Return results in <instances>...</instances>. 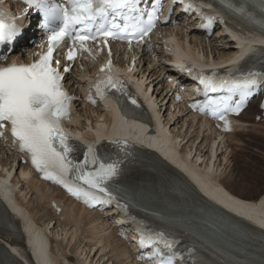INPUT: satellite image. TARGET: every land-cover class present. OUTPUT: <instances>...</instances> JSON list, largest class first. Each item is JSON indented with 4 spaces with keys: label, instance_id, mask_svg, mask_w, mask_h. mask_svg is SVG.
Segmentation results:
<instances>
[{
    "label": "snow or ice",
    "instance_id": "obj_1",
    "mask_svg": "<svg viewBox=\"0 0 264 264\" xmlns=\"http://www.w3.org/2000/svg\"><path fill=\"white\" fill-rule=\"evenodd\" d=\"M144 2L146 0H63L60 3L56 0H24L29 9L43 17L39 25L47 34L46 50L33 52L32 62L13 59L6 64L0 63V136H3L5 127H9L13 143L18 145L20 152L29 155L32 165L44 174V179L61 185L90 207L115 204L125 213L130 210L127 196L114 194L113 186L125 159L131 154L127 152V141L123 140L112 143L124 153V159H105L91 144L86 146L82 159L73 157L76 149L61 123L71 117L74 97L62 85L64 74L71 71V65L66 64L62 73L55 53L68 42L65 59L74 61L79 53L93 55L90 42L101 47H108L109 40H127L129 46L134 40L143 43L155 27L162 7V0H150L147 8L141 7ZM176 3L183 5L182 11H195L203 18L199 27L211 29L217 20L196 6L193 0H171L169 12ZM219 3L226 11L259 24L264 31V17L256 20L248 11L246 0H219ZM260 7L264 12V0H260ZM27 13L28 9H25ZM219 22L224 21L220 19ZM22 30V26L15 23L14 16H9L8 22L0 18V45L12 44ZM260 52L264 55V49ZM108 55L109 60L97 72L96 83L90 84L89 88H94L96 96L101 99L111 92L118 105L124 95L131 104H137L134 97L125 93L123 79L111 72L110 47ZM179 70L186 69L180 67ZM187 71L198 80L199 91L204 96L203 101H195L190 107L219 118L224 122L225 130H230L227 114L238 115L253 95L264 91V68L238 69L225 75L218 74L215 69L211 73ZM87 99L96 103L91 93ZM259 107L264 109V100L260 101ZM135 231L138 248L151 247L147 257L142 251L138 258L153 260L154 264H176L181 255L177 250L179 241L163 230L148 227L143 221Z\"/></svg>",
    "mask_w": 264,
    "mask_h": 264
},
{
    "label": "bare ground",
    "instance_id": "obj_2",
    "mask_svg": "<svg viewBox=\"0 0 264 264\" xmlns=\"http://www.w3.org/2000/svg\"><path fill=\"white\" fill-rule=\"evenodd\" d=\"M14 10H18L17 5ZM194 26L195 22L190 20L184 32L192 33ZM178 30L179 28L174 30L176 34ZM152 39L160 44L166 40V37L156 34ZM175 40L177 41L173 42L175 46L185 49L198 61L204 59L207 62V59L211 58L212 61L221 64L234 61L236 59L234 55L239 47V44L233 41V35L221 29L207 37V40L195 39L188 46L184 45L183 38L180 40L175 38ZM251 45L250 41L240 42L242 47ZM37 51L32 49L25 59ZM99 53V55L94 53V57L75 64L72 71L65 75L66 84L77 96V100L72 104L74 113L69 124L78 128L85 139L94 137L93 130L102 131L98 133L99 138L111 136L112 134L105 131L114 120H119L112 108L89 107L80 101L77 86L89 75V72L109 60L108 52L101 50ZM12 56L21 58L16 53H12ZM110 59L120 67L131 65L132 74L141 82L138 86L145 89L155 83L156 64L165 65L168 61L164 44L153 49H143L140 52L135 48L114 43L111 47ZM259 114L257 104L250 102L234 119L232 132L226 134L218 133L208 121H200L199 118L196 119L197 116H189L184 112L163 115L161 120L160 118L157 120V126L162 132L157 147L160 148L165 142L171 146L180 156L178 162L193 170L199 180L208 187L203 192L206 197L212 198L213 195H217L221 197L217 201L226 204L222 196V193L226 191L232 196L257 204L250 209L242 203L237 204L236 207L243 213L251 216L259 212L264 216V184L254 181L251 173L236 171L232 159L236 152L234 148L238 147L241 150L239 159L242 160V165L251 169V158L256 155L264 159V151L246 147L245 143L237 144L239 141H234L232 144L231 140L238 134H249V137L245 138L246 141H253L254 137L264 140V118L255 119ZM129 123L125 125L133 126L134 124L131 121ZM10 146V141H0V176L3 178L1 189L3 192L14 194L16 203L22 206L30 224L42 234L44 245L48 247V258H44L42 264H140L133 258L131 247L116 237L114 229L108 228L99 215L94 211L83 209L55 187L38 181L26 171L24 165L16 163ZM262 167L264 169V166ZM255 217L259 219L256 215ZM39 241L41 242V239ZM195 263L215 264L204 258L195 260Z\"/></svg>",
    "mask_w": 264,
    "mask_h": 264
},
{
    "label": "rangeland",
    "instance_id": "obj_3",
    "mask_svg": "<svg viewBox=\"0 0 264 264\" xmlns=\"http://www.w3.org/2000/svg\"><path fill=\"white\" fill-rule=\"evenodd\" d=\"M251 105V104H250ZM262 130V128H261ZM249 137V134L243 135V134H238L236 136H233L231 138L232 140V144H234L233 142H238L239 143H245L246 147L250 146L255 148L258 151H264V140L259 138V137H254L253 141L248 140L246 141L245 138ZM243 140V141H242ZM261 140V141H260ZM237 146V145H235ZM245 149V148H243ZM234 150L236 151L233 155V163L235 166V170L236 171H246L248 173H251V177L254 181L258 182V184L263 183L264 184V169L262 166H264V159H261V156H256L254 155V157L251 158V169L242 165V160L239 159V152L241 151L238 147L234 148ZM244 151V150H243ZM263 162V163H262Z\"/></svg>",
    "mask_w": 264,
    "mask_h": 264
}]
</instances>
